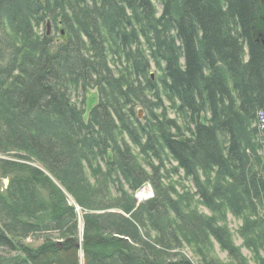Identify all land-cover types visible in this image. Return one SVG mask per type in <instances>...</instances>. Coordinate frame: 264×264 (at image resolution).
<instances>
[{"label": "trees", "instance_id": "obj_1", "mask_svg": "<svg viewBox=\"0 0 264 264\" xmlns=\"http://www.w3.org/2000/svg\"><path fill=\"white\" fill-rule=\"evenodd\" d=\"M263 23L264 0H0V264H264Z\"/></svg>", "mask_w": 264, "mask_h": 264}, {"label": "rangeland", "instance_id": "obj_2", "mask_svg": "<svg viewBox=\"0 0 264 264\" xmlns=\"http://www.w3.org/2000/svg\"><path fill=\"white\" fill-rule=\"evenodd\" d=\"M256 34L258 35V38L261 39L264 42V23L260 24L258 26V28L256 29ZM51 33H56L55 28L51 29ZM154 69V68H153ZM97 91L96 89L93 88H89L86 92L80 93V94H76L74 95V101L81 107L83 108L85 111L88 110V107L92 104L93 101H95L94 96H96ZM144 113L143 111L140 109V117H143ZM170 115L171 117H175L176 114L173 111H170ZM173 180L176 181V185H177V190H179L180 192H183L184 190L187 192H190L191 194L194 193V185L192 184V182L188 179H184L182 177L181 174L179 175H174ZM4 180L0 179V185H3ZM146 189H149V193H151V189L150 186H146ZM146 190V191H147ZM143 191V190H141ZM149 197V196H148ZM194 201H192V204L195 205L196 204V199L197 197H194ZM198 208L207 214H210V211L204 207L199 205ZM79 210V208L77 209ZM80 211V210H79ZM81 217V216H80ZM82 222V221H81ZM241 224V220L240 219H236L234 216H232L231 214H229L228 216V225L229 227L232 229L233 233H234V237H235V242L237 245H241L242 240L237 236L236 230L238 228V226ZM36 239V240H35ZM35 239H29L28 242L34 243V244H40L42 241V238H35ZM187 252L188 256H192V252L189 250V248L185 249ZM218 250V254L222 259H226V252H223L221 250H219V248H217ZM242 252L244 255H247L250 257V251H248L245 247L242 248ZM193 258V257H192ZM255 264V263H252Z\"/></svg>", "mask_w": 264, "mask_h": 264}, {"label": "bare ground", "instance_id": "obj_3", "mask_svg": "<svg viewBox=\"0 0 264 264\" xmlns=\"http://www.w3.org/2000/svg\"><path fill=\"white\" fill-rule=\"evenodd\" d=\"M263 140H264V137H263ZM141 193H139V199L140 200H143L145 199L146 197L150 196L151 194L153 195V191H152V188H151V193H149V190H144V191H140ZM190 257V256H188Z\"/></svg>", "mask_w": 264, "mask_h": 264}, {"label": "water", "instance_id": "obj_4", "mask_svg": "<svg viewBox=\"0 0 264 264\" xmlns=\"http://www.w3.org/2000/svg\"><path fill=\"white\" fill-rule=\"evenodd\" d=\"M46 26H47V34H50L51 33V23H50V21H47ZM4 183L8 184V179H5Z\"/></svg>", "mask_w": 264, "mask_h": 264}, {"label": "built area", "instance_id": "obj_5", "mask_svg": "<svg viewBox=\"0 0 264 264\" xmlns=\"http://www.w3.org/2000/svg\"><path fill=\"white\" fill-rule=\"evenodd\" d=\"M261 126H262L261 128L264 127V121H263V123L261 124ZM144 190H146V189H144ZM144 190H143V191H144ZM148 190H149V189H148ZM139 193H141V192H139ZM139 193H138V194H139Z\"/></svg>", "mask_w": 264, "mask_h": 264}]
</instances>
